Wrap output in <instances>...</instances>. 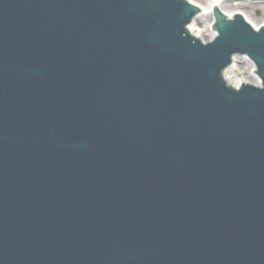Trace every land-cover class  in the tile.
Listing matches in <instances>:
<instances>
[{
    "label": "water",
    "instance_id": "obj_1",
    "mask_svg": "<svg viewBox=\"0 0 264 264\" xmlns=\"http://www.w3.org/2000/svg\"><path fill=\"white\" fill-rule=\"evenodd\" d=\"M213 14L0 0V264H264V24Z\"/></svg>",
    "mask_w": 264,
    "mask_h": 264
},
{
    "label": "rangeland",
    "instance_id": "obj_2",
    "mask_svg": "<svg viewBox=\"0 0 264 264\" xmlns=\"http://www.w3.org/2000/svg\"><path fill=\"white\" fill-rule=\"evenodd\" d=\"M192 4L198 5L203 12L206 10L212 9V0H188ZM222 11L227 15H233L236 13H242L249 23L256 24L257 26H261L264 23V4L257 5L253 2L249 3H238V4H230L223 3ZM257 11L262 12L261 16H258ZM211 15L205 14L199 16L197 19L202 26H198L197 28L200 30V36H198L202 40H212L214 37V31L210 29ZM191 27V26H190ZM235 70L230 73V80H245L246 82L256 81L255 75H251L254 72L253 64H251L248 60L241 58L237 59L235 64Z\"/></svg>",
    "mask_w": 264,
    "mask_h": 264
},
{
    "label": "bare ground",
    "instance_id": "obj_3",
    "mask_svg": "<svg viewBox=\"0 0 264 264\" xmlns=\"http://www.w3.org/2000/svg\"><path fill=\"white\" fill-rule=\"evenodd\" d=\"M212 6H211V8L212 9H214V8H216V7H219L221 10H222V4H223V2H221V1H219V0H212ZM212 9H210V10H206L205 9V11L203 12V15H205V14H210L211 16H212ZM253 24V23H252ZM255 27H258L256 24H253ZM198 26H191L190 27V31L191 32H195V34H196V36L198 37V36H200V30L197 28ZM214 38V37H213ZM236 64V63H235ZM235 64L232 66V68H230V71L228 72V74H227V76H230V73H231V71H233V70H235L234 68H235ZM230 80V79H229ZM230 82H232L233 84H235V85H240V82L241 81H238V80H230Z\"/></svg>",
    "mask_w": 264,
    "mask_h": 264
}]
</instances>
